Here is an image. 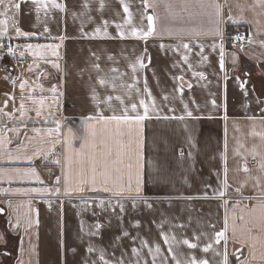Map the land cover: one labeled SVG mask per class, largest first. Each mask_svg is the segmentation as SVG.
<instances>
[{"label": "crops", "instance_id": "crops-1", "mask_svg": "<svg viewBox=\"0 0 264 264\" xmlns=\"http://www.w3.org/2000/svg\"><path fill=\"white\" fill-rule=\"evenodd\" d=\"M0 13V47L23 59L0 57V213L16 242L1 263L223 264L226 251L264 264V0H6ZM141 101L143 122L110 119Z\"/></svg>", "mask_w": 264, "mask_h": 264}, {"label": "snow or ice", "instance_id": "snow-or-ice-1", "mask_svg": "<svg viewBox=\"0 0 264 264\" xmlns=\"http://www.w3.org/2000/svg\"><path fill=\"white\" fill-rule=\"evenodd\" d=\"M6 3V0H0V5H4ZM32 3L33 4H41L42 3V0H32ZM121 3H123V0H121ZM145 3H147V0H145ZM15 8L16 9H19L20 8V4L19 3H16L15 5ZM56 7H59V5H54ZM217 7V10H219V5L216 6ZM124 11L126 13H128V7L127 5L124 6ZM0 14H3V13H0ZM131 16V14L129 13V17ZM146 19L150 22V29L149 30H146V31H143L142 33H136L134 31V35H138L139 38L141 39H146L147 37L153 35L154 31H155V27H154V17L153 16H147ZM7 24V20H0V25H6ZM17 33H19L20 35H24L23 32L20 31L19 28L16 29ZM217 32L219 33V29L217 28ZM3 33L0 32V35H2ZM237 39H240V37H237ZM184 48H188L189 46L187 44L183 45ZM29 48H31L32 46L29 45L28 46ZM221 48H223V45H221ZM8 51L11 53L12 52V49L11 48H8ZM14 54V53H13ZM185 61H187V56L184 57ZM141 66H143V64L141 63ZM221 67H223V55H221ZM201 76H203V73L200 74ZM103 83V81H101ZM21 87L23 88V85H21ZM150 95V93H149ZM111 98H109L110 100ZM117 99L119 100L120 98L117 97ZM164 99H167V97H164ZM121 103H123V101L121 100ZM141 104L144 105V112L143 114H137L135 116H132V115H128V109L125 108L124 109V114L122 115H113L110 117L111 120H114V121H117V122H120V121H124V122H132V121H135L136 123H141L143 122L144 120L148 119L149 118V105L147 103H145L144 101H141L140 102ZM155 104V101L153 100V106ZM21 108H23V104H21ZM136 108H137V105L135 103H133L131 105V110L132 112H136ZM39 114V113H38ZM189 115H191V113H189ZM262 169H264V165L261 166ZM245 171H248L247 168L244 169ZM33 175H35V173H33ZM106 175V173H105ZM83 183V181L81 182ZM95 183H96V175H95V170H94V174L92 176V184H93V187L91 188L92 191H97V188L95 187ZM57 184H59V180H57ZM79 191H84L83 187L79 188L78 189ZM104 191H109V189L105 188L103 189ZM73 189L69 188L66 190L65 194L66 195H71ZM239 191V189L237 190ZM57 195H59V190L57 189V192H56ZM117 195H119L120 193H116ZM101 206L103 207V202H101ZM150 207V205H149ZM259 209H260V212H261V216L262 218H264V205H259L258 206ZM120 209H121V212L124 211L123 209V205H120ZM95 214V213H94ZM17 227H19V224L16 225ZM138 226V225H137ZM101 226L99 224L96 225V228L99 229ZM226 231V230H225ZM225 231H220L216 234L217 238L215 240V243L219 244L220 243V240L223 238L225 239V243H227V239L225 237ZM125 235H127V233H125ZM165 242H167V237H165ZM184 243L189 247V248H192V249H195L197 247V244L195 243H190L188 240H185ZM212 248V244L209 243L207 246H205L203 248V251L205 253H207L210 249ZM93 249L91 247L88 248V252H92ZM135 251V249L133 250ZM156 253H159L160 252V248L159 246L156 247ZM223 255V264H228V258H227V253L226 251L222 254ZM100 259L104 261V264H109V262L107 260H104V256H103V253H101V256H100ZM118 264H122V262H118ZM191 264H197V262L195 261V259L192 260ZM199 264H208V261L207 260H202L199 262Z\"/></svg>", "mask_w": 264, "mask_h": 264}, {"label": "built area", "instance_id": "built-area-1", "mask_svg": "<svg viewBox=\"0 0 264 264\" xmlns=\"http://www.w3.org/2000/svg\"><path fill=\"white\" fill-rule=\"evenodd\" d=\"M237 37H240V39H237ZM229 39H230V46L232 48L240 49L243 43L247 40V36L243 31L239 30L236 31L235 34L231 36ZM8 48L12 49L11 53L8 51ZM0 57L10 65H19L20 63L23 62V59L19 57L18 50L15 47L13 40L11 39L5 40V42L0 47Z\"/></svg>", "mask_w": 264, "mask_h": 264}, {"label": "rangeland", "instance_id": "rangeland-1", "mask_svg": "<svg viewBox=\"0 0 264 264\" xmlns=\"http://www.w3.org/2000/svg\"><path fill=\"white\" fill-rule=\"evenodd\" d=\"M4 60V59H3ZM6 217L5 215L0 213V264H11V260L8 258L7 261L2 262V254L5 249L8 250H14V246L16 244L15 240L13 239V235H11L7 228H6ZM7 239L9 242L4 241V239ZM6 242V243H5ZM9 243V244H8Z\"/></svg>", "mask_w": 264, "mask_h": 264}, {"label": "bare ground", "instance_id": "bare-ground-1", "mask_svg": "<svg viewBox=\"0 0 264 264\" xmlns=\"http://www.w3.org/2000/svg\"><path fill=\"white\" fill-rule=\"evenodd\" d=\"M1 59V58H0Z\"/></svg>", "mask_w": 264, "mask_h": 264}]
</instances>
